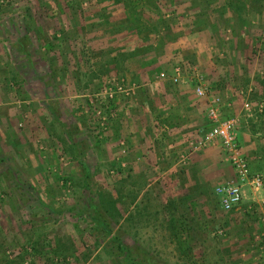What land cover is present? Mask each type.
<instances>
[{"label": "rangeland", "instance_id": "1", "mask_svg": "<svg viewBox=\"0 0 264 264\" xmlns=\"http://www.w3.org/2000/svg\"><path fill=\"white\" fill-rule=\"evenodd\" d=\"M195 1L198 25L211 23L213 68L227 74L240 69L244 76L228 77L249 103L242 115L264 117V0ZM143 2L153 9L136 0H0V264H129L115 236L135 262L145 256L149 264H264V206L247 189L238 207L215 214L216 223L193 216L192 228L161 235L156 213L141 227L124 215V201L119 211L109 201V177L116 173L93 171L88 152L85 175L63 142L62 124L80 114V105L89 117L81 132L88 147L95 129L104 127L94 121L97 106L68 100L82 87L91 95L101 84L93 82L98 69L92 58L108 52L98 50L96 41L114 28L96 14L110 5H132L129 22L147 17L148 25L166 27L177 15L174 4L191 7L194 0ZM92 205L109 231L94 226Z\"/></svg>", "mask_w": 264, "mask_h": 264}, {"label": "crops", "instance_id": "2", "mask_svg": "<svg viewBox=\"0 0 264 264\" xmlns=\"http://www.w3.org/2000/svg\"><path fill=\"white\" fill-rule=\"evenodd\" d=\"M136 3L153 9L143 0ZM185 4L178 2L172 6L177 15L174 23L166 27L158 21L148 25L147 17L129 22L127 7L132 5L108 6L109 17L103 16L107 14L105 11L102 15L97 13L99 20L107 19L114 28L96 41L98 50L108 49V52L92 58L93 68L98 69L93 82L101 84L92 87L91 95L88 87H82L78 95L68 97L70 102L72 97L78 99L76 103L97 106V116L92 118L104 127L95 129L99 133L92 137L93 151L81 135L89 122L85 109L80 110L81 105L77 111L80 114L75 118L69 115L62 124L63 142L73 151L85 175L89 169L83 157L93 152V171L116 173L109 177V201L118 211L124 201V215H131L130 220L141 227H148L147 219L156 213L161 235H174L172 228H192L191 220L197 216L216 223L215 214L224 212L213 189L231 179L233 171L220 146L205 145L191 153L184 164L178 162L179 155L186 153L188 142L211 126L206 115L210 99L219 98V120H235V140L250 171L264 170V117L255 120L242 115L244 99L238 93L237 82L234 85L228 77L239 78L244 73L235 69L227 74L223 73L224 69L213 68L209 60L213 39H209L212 33L207 30L211 23L207 20L208 23L199 26L195 18L196 1L191 7ZM181 12H186L188 18H183L184 14L180 16ZM149 15L151 19L157 18L152 12ZM184 21L188 26H182ZM174 67L180 68L176 82L171 81ZM159 73L164 76L160 78ZM197 76L204 87L202 96L194 93ZM112 79L127 92L107 99L101 89L105 80ZM250 83L253 90L260 89L256 82ZM149 203L156 205L155 209Z\"/></svg>", "mask_w": 264, "mask_h": 264}, {"label": "built area", "instance_id": "3", "mask_svg": "<svg viewBox=\"0 0 264 264\" xmlns=\"http://www.w3.org/2000/svg\"><path fill=\"white\" fill-rule=\"evenodd\" d=\"M158 76L162 78L163 73ZM180 76V68H173L172 82H176ZM195 79L194 93L197 96L205 94L204 87ZM103 90V94L107 99H111L116 93H126L127 90L119 83L111 80ZM241 94V92H240ZM219 98L210 99L209 106L206 109V115L211 122V126L201 134L197 139L189 141L186 153L179 155L178 162L184 164L188 156L203 148L205 145L217 143L223 153V156L233 171V177L224 183L217 185L213 189V193L217 196L219 208L222 211H230L238 207L244 197L245 190L250 193L251 200L257 204L264 206V172L250 171L246 158L242 154L239 145L235 140V120L234 119H218L217 105ZM243 111H249V103H242Z\"/></svg>", "mask_w": 264, "mask_h": 264}, {"label": "trees", "instance_id": "4", "mask_svg": "<svg viewBox=\"0 0 264 264\" xmlns=\"http://www.w3.org/2000/svg\"><path fill=\"white\" fill-rule=\"evenodd\" d=\"M91 210L93 211V223H94V226L96 228H99L100 230H102V232L104 231H109V228L107 227L108 226V222L106 221V219H104L103 217H101L99 215V212H98V209L97 207H95L94 205L91 206ZM114 240H115V243H116V248L118 249V251L121 253V254H124L125 255V259L126 261L128 260V263L129 264H149L150 262V259L148 257H145V256H140V259L138 261H133V258L131 256H129V252L127 251V247H125L121 241L118 239V237H114Z\"/></svg>", "mask_w": 264, "mask_h": 264}]
</instances>
